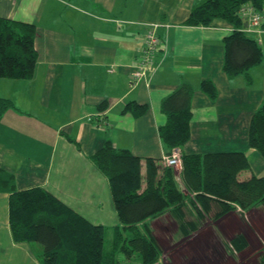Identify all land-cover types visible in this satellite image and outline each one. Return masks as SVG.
I'll return each mask as SVG.
<instances>
[{"label": "crops", "instance_id": "crops-1", "mask_svg": "<svg viewBox=\"0 0 264 264\" xmlns=\"http://www.w3.org/2000/svg\"><path fill=\"white\" fill-rule=\"evenodd\" d=\"M199 1L0 0L1 17L37 28L33 76L0 77V97L14 104L0 118V167L15 176L18 190L45 188L104 225L106 234L113 225V239L116 227L126 228L110 182L92 157L110 139L141 157L143 175L148 158L163 162L174 148L170 150L160 135L167 120L161 103L184 82L195 90L190 138L177 147L181 155L244 151L251 171L264 176V156L249 143L252 117L264 101V35L263 58L249 70L252 81L243 75L229 77L224 38L235 27L225 18L208 25L186 24ZM152 24L161 39L157 68L148 82H134L131 73L144 45L143 34ZM205 80L214 84L216 98L202 89ZM175 177L188 193L185 204L191 210L194 195L185 188L181 165ZM9 196L0 191V264H43L41 245L13 238ZM259 204L247 209L235 204L199 227L213 222L221 244L239 235L248 242L264 241V206ZM175 214L170 209L147 220L156 238L170 230L173 238L179 234ZM206 242L213 240L207 237Z\"/></svg>", "mask_w": 264, "mask_h": 264}, {"label": "trees", "instance_id": "trees-1", "mask_svg": "<svg viewBox=\"0 0 264 264\" xmlns=\"http://www.w3.org/2000/svg\"><path fill=\"white\" fill-rule=\"evenodd\" d=\"M247 2L261 8L264 0H200L185 23L208 25L216 18L231 22L235 29L224 38V70L231 78L243 75L251 82L249 70L262 60L263 51L241 29L244 20L239 10ZM36 32L35 24L0 16V77L33 76ZM202 89L216 98L212 81H203ZM194 90L189 82H184L162 100L161 109L167 120L160 127V135L170 150L183 146L190 138ZM11 107L14 104L10 99L0 97V118ZM249 143L264 156V101L252 117ZM92 159L108 178L118 216L129 232L123 236L116 229L112 246L131 261L134 255L138 256L137 264H154L162 252L147 223L150 218L174 209L182 232L188 235L208 218L218 219L231 211L235 204L243 209L257 203L264 205V176L251 171L244 151L182 153V179L186 190L194 195L190 201L192 212L185 204L188 193L176 182L175 168L161 160L148 158L143 175L141 157L129 149L116 147L110 139ZM0 191L10 193L13 238L38 242L43 248V264H134L113 257L107 261L104 225L92 222L45 188L18 190L15 176L0 167ZM242 238L239 235L235 239L236 245Z\"/></svg>", "mask_w": 264, "mask_h": 264}, {"label": "rangeland", "instance_id": "rangeland-1", "mask_svg": "<svg viewBox=\"0 0 264 264\" xmlns=\"http://www.w3.org/2000/svg\"><path fill=\"white\" fill-rule=\"evenodd\" d=\"M179 166L180 165L177 167ZM259 206H262V203H260ZM107 224H111V222ZM208 225L209 226L205 228L198 227L192 230L188 235L184 234L180 228L179 234H175L174 238L171 230L169 233H166V237L160 238L163 241L156 238L161 246L162 252L159 260L154 264H164V262L166 264H264V241H262V238H260V242L256 240L248 242L242 238L243 241H239L240 243L237 241L238 246L236 245L235 239L231 238L226 244H221L218 240L223 238L217 226L214 225L213 222H210ZM109 226L110 225H108L107 228V234L105 231L106 239L104 246L105 251H108L107 261L117 258L122 262L137 263L136 260H139V258L136 257L131 261L127 259L120 250H115L113 248L114 237L111 241L110 236L114 231V227L111 225L110 229ZM116 229L120 228L116 227ZM121 231L123 232V236L129 233L127 229ZM207 237L209 240L211 238L213 242H206ZM34 243L40 245L38 242Z\"/></svg>", "mask_w": 264, "mask_h": 264}, {"label": "built area", "instance_id": "built-area-1", "mask_svg": "<svg viewBox=\"0 0 264 264\" xmlns=\"http://www.w3.org/2000/svg\"><path fill=\"white\" fill-rule=\"evenodd\" d=\"M239 13L244 20L241 28L248 36L253 37L258 44L263 42L264 35V3L261 8H257L252 2L242 5ZM247 23V25H245ZM144 45L140 51L137 63L134 65L131 79L134 82L150 79V76L157 68L156 55L161 47V39L156 33V25L152 24L145 28L143 34ZM181 153L178 148L166 155L163 163L167 166L177 167L181 165Z\"/></svg>", "mask_w": 264, "mask_h": 264}, {"label": "water", "instance_id": "water-1", "mask_svg": "<svg viewBox=\"0 0 264 264\" xmlns=\"http://www.w3.org/2000/svg\"><path fill=\"white\" fill-rule=\"evenodd\" d=\"M245 25H247V23H245Z\"/></svg>", "mask_w": 264, "mask_h": 264}]
</instances>
